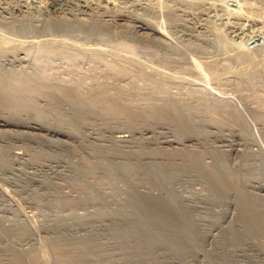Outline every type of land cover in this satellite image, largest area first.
Returning a JSON list of instances; mask_svg holds the SVG:
<instances>
[{"label":"rangeland","instance_id":"374dc122","mask_svg":"<svg viewBox=\"0 0 264 264\" xmlns=\"http://www.w3.org/2000/svg\"><path fill=\"white\" fill-rule=\"evenodd\" d=\"M0 264H264V0H0Z\"/></svg>","mask_w":264,"mask_h":264},{"label":"bare ground","instance_id":"6f19581e","mask_svg":"<svg viewBox=\"0 0 264 264\" xmlns=\"http://www.w3.org/2000/svg\"><path fill=\"white\" fill-rule=\"evenodd\" d=\"M207 14V13H206ZM208 15H209V13H208ZM204 16V15H203ZM205 16H207V15H205ZM156 23H158L159 24V22H156ZM155 23V24H156ZM158 24H156V25H158ZM146 26V25H145ZM156 27V26H155ZM158 27H160L161 28V26H159L158 25ZM138 28H140L141 30L140 31H142V30H146V28L145 27H143V26H139ZM149 30H150V28H148ZM148 30V31H149ZM155 31L156 32V30L155 29H152L151 31ZM226 46L228 47V44L226 43V41H219V43H218V46H217V49L221 52V55L223 54H225V56H226V53H228V54H230V50L231 49H227L226 48ZM223 52V53H222ZM230 56H232L231 54H230ZM239 59L240 58H242V57H244L245 55H241V54H239V55H236ZM229 57V56H228ZM130 117H133V116H129V118ZM37 126H39V128H42V126L41 125H37ZM38 130V129H37ZM53 133H55V131L53 132ZM62 135V134H61ZM120 136V135H119ZM122 140V139H121ZM135 176V175H134Z\"/></svg>","mask_w":264,"mask_h":264}]
</instances>
